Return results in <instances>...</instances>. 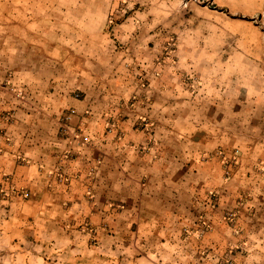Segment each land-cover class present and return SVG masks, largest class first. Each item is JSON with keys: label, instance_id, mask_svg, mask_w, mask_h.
I'll list each match as a JSON object with an SVG mask.
<instances>
[{"label": "crops", "instance_id": "crops-1", "mask_svg": "<svg viewBox=\"0 0 264 264\" xmlns=\"http://www.w3.org/2000/svg\"><path fill=\"white\" fill-rule=\"evenodd\" d=\"M53 26L11 37L0 20L3 260L85 264L105 252L134 254L126 264H160L144 255L183 247L178 238L206 212L210 236L247 250L238 264H264V142L232 137L206 86L190 90L161 69L139 84L110 40L72 42ZM237 145L263 159L262 170L246 177L241 166L240 182H223L213 152ZM232 209L233 227L222 218Z\"/></svg>", "mask_w": 264, "mask_h": 264}, {"label": "rangeland", "instance_id": "rangeland-1", "mask_svg": "<svg viewBox=\"0 0 264 264\" xmlns=\"http://www.w3.org/2000/svg\"><path fill=\"white\" fill-rule=\"evenodd\" d=\"M0 18L8 21L11 37L47 35L46 26L52 22L51 31L60 39L95 43L106 38L115 52L129 57L124 68L139 84H145L146 72L161 69L190 90L206 86L214 107L230 118L232 137H245L248 145L259 143V148L264 142V0H0ZM33 22L37 25L32 27ZM213 156L223 182L234 177L240 182L245 173L235 174L243 166L250 169L246 177L262 170L263 159L243 155L238 145L218 146ZM4 192L0 187V195ZM211 199L217 200L216 193ZM235 211L222 214L232 227ZM206 216L201 212L196 230L178 238L183 247L178 243L173 251L153 253L154 258L145 254L144 259L160 264H238L247 250L234 238L210 236ZM95 241L91 236L88 245L96 246ZM2 255L0 264H20ZM95 257L87 255L85 264H126L134 254L102 252L94 263ZM51 260L44 257L42 264ZM64 264L84 262L71 259Z\"/></svg>", "mask_w": 264, "mask_h": 264}, {"label": "built area", "instance_id": "built-area-1", "mask_svg": "<svg viewBox=\"0 0 264 264\" xmlns=\"http://www.w3.org/2000/svg\"><path fill=\"white\" fill-rule=\"evenodd\" d=\"M73 113H74V110H73V109L69 110V112L66 113V114L63 116V119H64L65 121L68 120V119L70 118V116H71Z\"/></svg>", "mask_w": 264, "mask_h": 264}]
</instances>
